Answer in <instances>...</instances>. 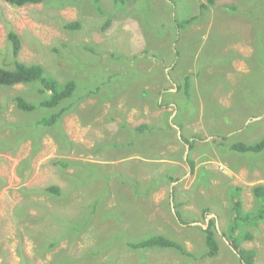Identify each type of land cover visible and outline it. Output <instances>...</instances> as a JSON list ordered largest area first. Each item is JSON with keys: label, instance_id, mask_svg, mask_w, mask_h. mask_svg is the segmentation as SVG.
Masks as SVG:
<instances>
[{"label": "rangeland", "instance_id": "obj_1", "mask_svg": "<svg viewBox=\"0 0 264 264\" xmlns=\"http://www.w3.org/2000/svg\"><path fill=\"white\" fill-rule=\"evenodd\" d=\"M201 3L207 1L45 0L14 7L0 0V67H12L6 34L14 30L18 60L42 65L59 84H77L55 108L39 104L47 94L38 82L0 87V264H239L226 234L231 192L242 188L244 209L256 208L252 189L264 185V150L238 153L230 145L264 135V0H216L203 13ZM194 15L179 29L176 20ZM69 21L81 28H63ZM186 76L190 96L166 94L169 106H156L160 93L176 94ZM15 96L36 108L20 111ZM62 107L68 111L54 124L40 123ZM166 111L168 123L176 125L177 114L184 127L170 123L171 139L167 130L158 141ZM143 123L150 129L133 130ZM50 186L60 195L48 193ZM212 220L219 250L208 256L202 228ZM250 231L254 238L241 245L264 264V220ZM152 234L191 256L128 248Z\"/></svg>", "mask_w": 264, "mask_h": 264}, {"label": "trees", "instance_id": "obj_2", "mask_svg": "<svg viewBox=\"0 0 264 264\" xmlns=\"http://www.w3.org/2000/svg\"><path fill=\"white\" fill-rule=\"evenodd\" d=\"M4 1L7 2L11 6L22 7L28 4L43 3L45 0H4ZM115 1L126 3L130 0H115ZM206 1L207 3L200 4L199 6L200 13H203L209 6L213 5L216 0H206ZM225 7L230 10H234L236 8L233 4L232 5L226 4ZM196 19H197V15H194L188 19L176 20V23L179 26V29H181L185 27L186 25L191 24ZM110 22H111L110 19L106 20L104 26L101 27L102 30L107 29L110 25ZM63 28L68 29V30H76V29L81 28V24L79 23V21L64 22ZM6 37H7V41L9 44L10 51H11V55L14 58V60H13V64L11 68L0 67V87L8 88V87H12L17 84H29L32 82H38L40 84V87H39L40 93L47 94L46 98L42 100L39 104L41 106L51 107V108L58 107L64 100L70 97H73L75 90L77 88V84L74 80L70 79L64 82L63 84H59L55 79H52L45 75L44 68L42 65L37 64V63L27 64L25 62L18 60L17 56L21 49V39L19 35L14 30H8ZM175 55L178 56L179 53L175 52L174 56ZM199 75L200 74H198V76ZM192 80L193 79H190L189 76H186L184 80L176 84V87L178 90L176 94L171 93V92H166L164 94L163 92L160 93L163 99L161 101L160 99L161 97H157V101H155L156 106H159V108L163 106L164 108H166L167 106H169V103L166 99L167 97H164L166 94H172V95L183 94L185 97H189L192 92V86H193L191 85ZM15 105L17 109H19L22 112H30L36 108L34 104L26 102L21 96H15ZM65 111H68L67 107H62L59 111L54 113L50 118L42 119L40 123H43L45 125H52L64 114ZM161 115H163V123H164L165 129L160 130V132L158 133L159 137L155 135V137L158 138V141L166 140L165 136L167 134L165 132L167 130H170V133H169L170 139L175 131V129L170 126L171 122L168 123V118H170L172 113L166 111V113L161 114ZM174 115L175 117L173 119V122L175 121L176 125L182 130L184 127L183 123L182 122L177 123L176 121L177 114H174ZM126 124H125V127L127 126ZM149 129H150V126L144 123L141 126H137L136 128H133L134 131L137 130V131H140V133H144L146 130H149ZM145 142L146 143L144 145L143 140L141 141V144H143V147H146L147 145L146 139H145ZM186 142L189 143L190 148H193L192 144L194 140L192 141L187 140ZM147 148L149 149V152L153 150L150 145H148ZM230 149L238 153H242V152L260 153L264 150V135H262L259 140L250 142V144L246 142H235L230 145ZM193 166H194L193 163L189 165L191 171H193ZM133 181L136 185L135 180ZM126 182L130 185L132 184V181H126ZM158 184L159 185H156V187L153 190H156L160 185H162L160 183ZM46 190L51 195H54V196L60 195V188L58 186H50V187H47ZM240 190H242V188L234 187L231 192L230 200H231L232 217L228 223L226 234H227V237L231 240V246L234 248L236 253L240 256L241 261L244 264H254V258H255V253H256L255 250L252 248H245L241 245V243L244 240L251 241L254 238V235L252 231H250V228L252 229L257 228L259 223L262 222V220H264V185L262 184L256 185L252 189V193L257 202V206L254 210L247 211L244 209L242 199L239 195ZM141 191L143 192L144 189ZM147 195H142V197L146 198ZM175 213H176L177 218L180 219V221H183L181 212H179V208L176 209ZM202 230L204 231V236H205V244H206V249H207L206 255L215 256L218 253L219 245L215 238L214 221L213 220L210 221L209 226L207 228H202ZM54 245L55 243L53 242L52 246ZM127 246L131 250H137V249L146 250V249L154 248V247L169 248L182 255H186L189 257L191 256V254H189V252L183 247V245H181L180 243H177L175 240H172L162 234H152L138 241H129L127 243ZM42 249H44L45 251H49L50 247L48 248V245H47L45 248H42Z\"/></svg>", "mask_w": 264, "mask_h": 264}, {"label": "crops", "instance_id": "obj_3", "mask_svg": "<svg viewBox=\"0 0 264 264\" xmlns=\"http://www.w3.org/2000/svg\"><path fill=\"white\" fill-rule=\"evenodd\" d=\"M167 195H168L169 197H171V198L173 197L175 206H176V207H179L177 200H175V198H178V196L175 195V194L173 193L172 190H171V192H170V190H169V193H167ZM247 248H252V249H254L253 247H247ZM254 250H255V249H254ZM236 254H237V253H236ZM236 256H237V259H238V261H239V264H244V263L241 261L240 256H239L238 254H237ZM257 257H258V256L256 255L255 258H254V264L257 263Z\"/></svg>", "mask_w": 264, "mask_h": 264}, {"label": "water", "instance_id": "obj_4", "mask_svg": "<svg viewBox=\"0 0 264 264\" xmlns=\"http://www.w3.org/2000/svg\"><path fill=\"white\" fill-rule=\"evenodd\" d=\"M172 124V123H171ZM173 125V124H172ZM174 127H176V129L178 128L176 125H173ZM178 135H179V133H178ZM188 145H187V149H188ZM173 211H174V209H173ZM176 215V214H175ZM232 247V246H231ZM232 249L234 250V248L232 247Z\"/></svg>", "mask_w": 264, "mask_h": 264}, {"label": "bare ground", "instance_id": "obj_5", "mask_svg": "<svg viewBox=\"0 0 264 264\" xmlns=\"http://www.w3.org/2000/svg\"><path fill=\"white\" fill-rule=\"evenodd\" d=\"M25 21V20H24ZM165 141V140H164ZM148 157V156H147ZM173 198V197H172ZM173 200V199H172ZM176 212V211H175Z\"/></svg>", "mask_w": 264, "mask_h": 264}, {"label": "flooded vegetation", "instance_id": "obj_6", "mask_svg": "<svg viewBox=\"0 0 264 264\" xmlns=\"http://www.w3.org/2000/svg\"><path fill=\"white\" fill-rule=\"evenodd\" d=\"M234 252L236 253V251L234 250Z\"/></svg>", "mask_w": 264, "mask_h": 264}, {"label": "clouds", "instance_id": "obj_7", "mask_svg": "<svg viewBox=\"0 0 264 264\" xmlns=\"http://www.w3.org/2000/svg\"><path fill=\"white\" fill-rule=\"evenodd\" d=\"M233 250V249H232ZM234 251V250H233Z\"/></svg>", "mask_w": 264, "mask_h": 264}]
</instances>
